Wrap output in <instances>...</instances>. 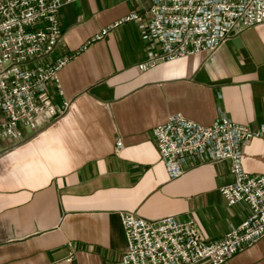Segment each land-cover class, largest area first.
Returning <instances> with one entry per match:
<instances>
[{"label": "crops", "instance_id": "obj_1", "mask_svg": "<svg viewBox=\"0 0 264 264\" xmlns=\"http://www.w3.org/2000/svg\"><path fill=\"white\" fill-rule=\"evenodd\" d=\"M150 4L74 0L61 7L62 35L49 60L69 58L59 70L62 94L51 91L55 103L69 106L43 128L0 141V264H115L126 247L124 211L192 218L210 240L249 215L220 191L234 179L228 160L172 179L152 130L175 113L203 125L221 116L248 124L263 133L244 145L242 164L264 175V25L212 53L142 69L152 55L140 28ZM134 13L137 19H126ZM223 264H264V238Z\"/></svg>", "mask_w": 264, "mask_h": 264}, {"label": "built area", "instance_id": "obj_2", "mask_svg": "<svg viewBox=\"0 0 264 264\" xmlns=\"http://www.w3.org/2000/svg\"><path fill=\"white\" fill-rule=\"evenodd\" d=\"M71 1L0 0V141L43 128L69 106L55 103L51 91L55 87L62 94L59 70L69 57H49L62 35L60 9ZM137 18L134 13L126 19ZM256 24L264 25V0H151L140 28L152 55L140 67L212 53ZM262 133L227 116L203 125L175 113L155 126L152 136L170 178L205 161L228 160L234 179L220 191L229 205L244 204L250 213L210 240L192 218L171 214L149 220L121 212L126 247L115 264H223L264 238V175L251 174L242 164L244 145ZM121 145L117 140L115 152Z\"/></svg>", "mask_w": 264, "mask_h": 264}]
</instances>
